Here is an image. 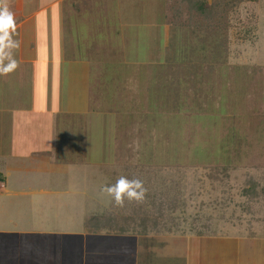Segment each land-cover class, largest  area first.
<instances>
[{
  "label": "rangeland",
  "instance_id": "374dc122",
  "mask_svg": "<svg viewBox=\"0 0 264 264\" xmlns=\"http://www.w3.org/2000/svg\"><path fill=\"white\" fill-rule=\"evenodd\" d=\"M20 1L50 64L34 68L46 89L23 95L12 139L0 129L11 264L37 248L53 264H264V0L209 19L189 0ZM121 176L143 181L146 205L157 193L175 207L161 231L88 236L86 213L122 211L102 190Z\"/></svg>",
  "mask_w": 264,
  "mask_h": 264
},
{
  "label": "crops",
  "instance_id": "0c3cea01",
  "mask_svg": "<svg viewBox=\"0 0 264 264\" xmlns=\"http://www.w3.org/2000/svg\"><path fill=\"white\" fill-rule=\"evenodd\" d=\"M31 1H34V2H31L30 7H28V12L31 10L32 5L35 6L36 4L38 5V3L47 2L48 5L45 4V6L48 8L54 3V1H51V0H31ZM5 3L7 4L9 10L14 14L16 27H15V33H14L13 38L15 40H18L19 45H20L18 49L14 50L15 58L18 61L17 69L12 73L0 74V113L2 112L1 110L3 109V111H5L4 113L8 114L6 119H3L1 117L2 115L0 114V129H2V132H3L2 134L4 135L5 140H8V139L11 140L12 139L11 130L12 129L15 130V126H17L15 124L18 123V120L15 118L18 117L19 119V116H20V119H21V114H22L21 109L23 106H21L20 102L24 100L23 95H25L26 93H30L29 98L25 97V99L27 100V102L28 100L32 101L33 93L36 92L38 88H39L38 90L39 93L43 92V90L46 89V88L44 89L43 83L37 84L36 82L35 84V81H37L41 76H44V74L42 72H39L38 69L36 71V73L38 74L36 73L34 74V68L36 66H42V65L44 66L45 63L50 64V61L49 60L47 61V58H45L43 54H40V52L39 53L34 52L35 45L38 42L37 36L39 34L36 31L37 30L36 22L34 20L30 21L32 23L30 24V26L27 27V30H26V27L24 29V26L20 25L19 22H17L19 17L15 16V13L17 12L13 11L14 9L12 7L13 5H17L18 3L20 6V10H19L20 15L23 14V12H25L26 9L22 10L23 4L21 3V1L20 0H5ZM46 7H43L42 9H46ZM28 18H29V15H28ZM24 36H25V39L26 38L28 39L26 46L24 45L25 44ZM24 47H27L28 49H30L32 53H37V54L24 53ZM24 72L28 73L27 77L28 76L30 77L22 79V75L24 76ZM6 120H10L9 123H7ZM16 132H14V135H16ZM18 132L19 134L21 133L20 127H19ZM7 134L9 135L8 138H7ZM4 162H5V159H4ZM4 162H3V165H4ZM2 168L4 171L2 172L0 171V175L3 178L2 180H0V196L1 194L5 195L8 192L6 189L8 187L6 183V175L8 174V172L14 173L13 171H11L10 169L4 166H2ZM14 195L16 194L14 193ZM0 200H1V197H0ZM5 203H8V202H4L2 203V205H0V221L1 222L5 218L2 212V209L5 208L4 207ZM8 220L9 222H11L10 217L8 218ZM17 232L18 230H15V229L9 230L8 228L0 227V264H11L12 263L11 261L12 256H14L13 252L16 253L18 250V249L15 250L16 240L14 236ZM21 234L24 235L26 233L20 232L19 235ZM87 235L91 236V234H87ZM92 236H97V235H92ZM29 237L30 236H28V238ZM35 248H37V246ZM36 250H40V249L37 248V249L32 250V251L37 252V254L36 255L32 254L33 256L31 257V261L29 264H53V261L49 263V260L46 259L42 255L44 250L48 251V249L42 248L40 251H36ZM20 258L19 256H18V259L16 257V261L18 260L20 261Z\"/></svg>",
  "mask_w": 264,
  "mask_h": 264
},
{
  "label": "trees",
  "instance_id": "16d2710c",
  "mask_svg": "<svg viewBox=\"0 0 264 264\" xmlns=\"http://www.w3.org/2000/svg\"><path fill=\"white\" fill-rule=\"evenodd\" d=\"M257 1V0H216L215 6L212 2L207 4L206 0H189L188 7L196 14L201 15L202 19H209L213 13L212 10L225 9L228 7H237L241 2ZM125 174L132 179L131 174L127 173L130 166L124 167ZM0 175V180H2ZM117 180H113L115 184ZM160 194L153 193L151 197V205H146V197L142 201L126 200L122 211H117L118 208L107 209L101 212H89L83 216V230L87 234L100 235L102 231H108L111 234L126 235L136 228L145 229V231H161L164 224L165 216L169 209L175 207V198L171 201L166 198H161ZM243 195L246 198V209L251 207V203L258 197L257 182L248 180L243 188ZM250 204V206H249ZM119 212V213H118ZM209 228L197 229V236H208ZM107 233V232H106ZM249 241V239H248Z\"/></svg>",
  "mask_w": 264,
  "mask_h": 264
},
{
  "label": "clouds",
  "instance_id": "9594fccd",
  "mask_svg": "<svg viewBox=\"0 0 264 264\" xmlns=\"http://www.w3.org/2000/svg\"><path fill=\"white\" fill-rule=\"evenodd\" d=\"M14 14L6 3L0 0V74L14 72L18 67L14 50L19 48V41L13 38L15 33ZM115 203L123 206L125 199L142 201L145 198L146 189L143 181L139 179L129 180L121 176L115 184L107 185L103 189Z\"/></svg>",
  "mask_w": 264,
  "mask_h": 264
}]
</instances>
